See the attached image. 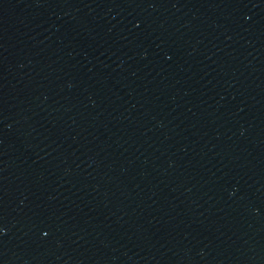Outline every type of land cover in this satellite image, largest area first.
Wrapping results in <instances>:
<instances>
[{"label": "water", "instance_id": "water-1", "mask_svg": "<svg viewBox=\"0 0 264 264\" xmlns=\"http://www.w3.org/2000/svg\"><path fill=\"white\" fill-rule=\"evenodd\" d=\"M0 264H264V0H0Z\"/></svg>", "mask_w": 264, "mask_h": 264}]
</instances>
